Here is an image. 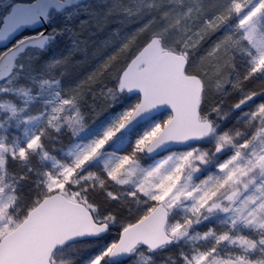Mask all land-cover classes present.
<instances>
[{
  "label": "snow or ice",
  "instance_id": "1",
  "mask_svg": "<svg viewBox=\"0 0 264 264\" xmlns=\"http://www.w3.org/2000/svg\"><path fill=\"white\" fill-rule=\"evenodd\" d=\"M0 264H264V0H0Z\"/></svg>",
  "mask_w": 264,
  "mask_h": 264
}]
</instances>
